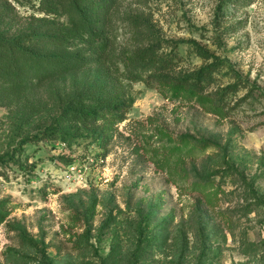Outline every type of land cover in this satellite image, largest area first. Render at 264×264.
I'll return each mask as SVG.
<instances>
[{
    "label": "rangeland",
    "instance_id": "1",
    "mask_svg": "<svg viewBox=\"0 0 264 264\" xmlns=\"http://www.w3.org/2000/svg\"><path fill=\"white\" fill-rule=\"evenodd\" d=\"M149 3L182 58L164 78L207 68L211 82L179 95L133 83L126 118L102 119L108 135L22 143L60 112L25 121L0 105V264H264V0ZM31 12L16 3L0 34Z\"/></svg>",
    "mask_w": 264,
    "mask_h": 264
},
{
    "label": "trees",
    "instance_id": "2",
    "mask_svg": "<svg viewBox=\"0 0 264 264\" xmlns=\"http://www.w3.org/2000/svg\"><path fill=\"white\" fill-rule=\"evenodd\" d=\"M231 2L248 5L252 0ZM16 3L29 4L32 12L22 32L0 34V105L14 109L25 121L49 108L60 112L57 124L24 137L22 143L58 134H105L102 119L116 123L126 118L136 99L135 82L150 87L168 82L179 95L200 94L212 80L207 68L191 77L164 78L182 58L149 0H0V25L18 16L12 15ZM193 45L201 56H208L199 43ZM233 86L251 89L241 79ZM230 88L217 99L227 98ZM249 96L243 94L222 112L234 114L236 105ZM1 160L3 156L4 174Z\"/></svg>",
    "mask_w": 264,
    "mask_h": 264
}]
</instances>
